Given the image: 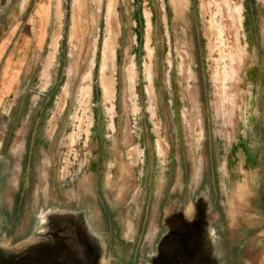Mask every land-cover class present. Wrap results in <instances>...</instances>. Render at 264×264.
<instances>
[{"label": "rangeland", "instance_id": "obj_1", "mask_svg": "<svg viewBox=\"0 0 264 264\" xmlns=\"http://www.w3.org/2000/svg\"><path fill=\"white\" fill-rule=\"evenodd\" d=\"M19 2L0 0V264H264V215L219 216L208 247L132 212L219 201L215 162L264 159V0Z\"/></svg>", "mask_w": 264, "mask_h": 264}, {"label": "crops", "instance_id": "obj_2", "mask_svg": "<svg viewBox=\"0 0 264 264\" xmlns=\"http://www.w3.org/2000/svg\"><path fill=\"white\" fill-rule=\"evenodd\" d=\"M164 19L166 22V17ZM111 125L113 127L111 132H114L113 122ZM259 151H252L248 149V145H242L241 149L237 148L233 153L231 151L227 153L219 163L215 162L216 172L221 174L218 180L222 190L219 201L208 188L209 190L195 195L189 194L186 198L165 199L160 211L132 212L134 215H158L161 219V231L175 230L181 233L183 246L184 242L185 245H193L194 239L201 235L207 246L212 247L217 240L215 232L218 229L216 222L219 216L233 221L239 216L252 218L254 215H264V159ZM251 157L255 160L254 165H249ZM109 166L112 168L113 164L109 163ZM111 174L109 172L108 176ZM116 178L119 181L120 177ZM96 201L94 196L91 198L79 196L75 205L78 211H89L97 215ZM67 202L64 207L71 205L73 201L70 198ZM130 212L127 211L128 214Z\"/></svg>", "mask_w": 264, "mask_h": 264}, {"label": "bare ground", "instance_id": "obj_3", "mask_svg": "<svg viewBox=\"0 0 264 264\" xmlns=\"http://www.w3.org/2000/svg\"><path fill=\"white\" fill-rule=\"evenodd\" d=\"M27 1L28 0H20L19 2V8L22 9L23 7H25V5L27 4ZM58 14V13H57ZM147 20L149 21V19L147 18ZM54 36V35H53ZM58 36V35H57ZM55 37V36H54ZM57 38V37H55ZM57 41V40H56ZM55 42V41H54ZM149 43V40L146 39V43H145V48H146V56H147V60L150 61V59L152 58V49L151 47L148 45ZM50 46V45H49ZM52 46V45H51ZM54 46H56V42L54 44ZM109 45L108 44H105L104 47H103V51H102V67L104 69V62L106 60H108L109 58H111V52H113L112 50H110V48L108 47ZM144 46V45H143ZM55 48V47H54ZM53 50V49H52ZM145 71L148 75V78H147V81L148 83L151 82V79H150V75H149V65H145ZM147 77V76H146ZM103 78V77H102ZM102 82V92H103V95H104V98L106 100V102H109L111 101V99L113 98V88H112V81L110 79H108L107 77L106 78H103V80H101ZM149 85V84H148ZM108 86L110 88H108ZM150 86V85H149ZM148 86V87H149ZM85 88V87H84ZM151 89V86L149 87ZM110 89V90H109ZM83 91V90H82ZM81 91V93H82ZM87 95V94H86ZM85 95H83L84 97ZM111 106V109L113 110V106L112 105H109ZM82 117V116H81ZM111 125V124H110ZM112 126V125H111ZM111 167V166H110ZM129 226V225H128Z\"/></svg>", "mask_w": 264, "mask_h": 264}]
</instances>
